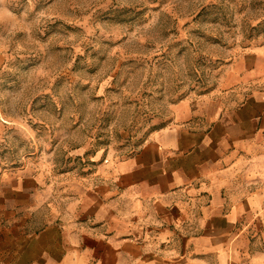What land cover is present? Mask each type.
<instances>
[{
	"label": "rangeland",
	"instance_id": "1",
	"mask_svg": "<svg viewBox=\"0 0 264 264\" xmlns=\"http://www.w3.org/2000/svg\"><path fill=\"white\" fill-rule=\"evenodd\" d=\"M262 80L264 0H0V199L37 211L36 180L58 196Z\"/></svg>",
	"mask_w": 264,
	"mask_h": 264
},
{
	"label": "crops",
	"instance_id": "2",
	"mask_svg": "<svg viewBox=\"0 0 264 264\" xmlns=\"http://www.w3.org/2000/svg\"><path fill=\"white\" fill-rule=\"evenodd\" d=\"M63 178L0 199V264H264V80Z\"/></svg>",
	"mask_w": 264,
	"mask_h": 264
}]
</instances>
